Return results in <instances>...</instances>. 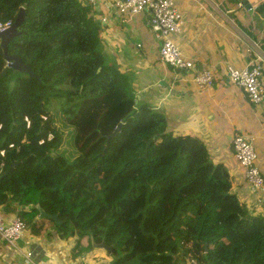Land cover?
I'll return each instance as SVG.
<instances>
[{"label": "trees", "instance_id": "trees-1", "mask_svg": "<svg viewBox=\"0 0 264 264\" xmlns=\"http://www.w3.org/2000/svg\"><path fill=\"white\" fill-rule=\"evenodd\" d=\"M21 8L7 54L32 76L9 68L0 78V211L34 235L50 226L87 248L104 242L110 264H264V216L240 203L200 139L173 136L135 105L98 50L91 5L0 0V22ZM256 11L264 19V1Z\"/></svg>", "mask_w": 264, "mask_h": 264}, {"label": "crops", "instance_id": "crops-1", "mask_svg": "<svg viewBox=\"0 0 264 264\" xmlns=\"http://www.w3.org/2000/svg\"><path fill=\"white\" fill-rule=\"evenodd\" d=\"M82 1L93 8L100 28L98 50L105 64L127 77L135 105L162 115L173 136L200 139L212 164L227 172L231 192L240 203L252 214L264 216V193L245 182L231 146L236 135L251 140L264 180V100L257 106L250 104L226 75L228 66L242 68L256 57L264 67V19L256 11L264 0H174L183 23L180 32L170 34L169 39L195 69L213 72V85L205 90H198L185 72L159 62L146 13L122 18L116 14L117 0ZM219 141H225V146L215 152L213 147ZM24 238L35 259L26 262L18 250L0 240V264H38L40 257L45 264L111 262L108 254L92 248L91 242L87 248L86 238H61L50 226L36 235L26 228Z\"/></svg>", "mask_w": 264, "mask_h": 264}, {"label": "built area", "instance_id": "built-area-1", "mask_svg": "<svg viewBox=\"0 0 264 264\" xmlns=\"http://www.w3.org/2000/svg\"><path fill=\"white\" fill-rule=\"evenodd\" d=\"M87 1L92 2V0ZM115 9L116 14L122 18L146 13L147 26L158 46L159 62L188 74L198 90L212 87L213 72L210 69H195L192 62L183 58L179 48L169 39L170 34L180 32L183 23L174 0H117ZM12 24L11 21L0 22V32L9 29ZM226 75L230 84L243 91L250 104L257 106L263 102L264 67L259 57L250 59L242 68L228 66ZM25 121L27 122L26 119ZM231 146L233 156L243 171L245 182L263 194L264 180L256 165V154L251 140L248 137L236 135L231 140ZM3 153L1 151L0 155L3 156ZM25 234L26 226L18 216L0 213V240L18 250L26 262H32L36 254L27 249L30 247V242L24 238ZM38 264H45V259L40 257ZM186 264H198V262L188 258Z\"/></svg>", "mask_w": 264, "mask_h": 264}, {"label": "water", "instance_id": "water-1", "mask_svg": "<svg viewBox=\"0 0 264 264\" xmlns=\"http://www.w3.org/2000/svg\"><path fill=\"white\" fill-rule=\"evenodd\" d=\"M23 18H24V10L21 8L19 10V13L17 14L16 18L14 19V22L11 25V27L9 29H7L6 31L0 32V48L2 49V52H3V55H4V59H5V62H6V66L0 72V78L5 74V72L9 68L16 69V70H18L20 72H23V73H26L27 75L32 76V74H31V72L29 70V66L27 64H23L18 56H16V55H8L7 54V44L12 39H14L15 37L18 36L19 33L17 31V28L22 23ZM120 127H121V124L117 125V127L114 130V132L110 136H108V138L111 137V136H114L119 131ZM149 144H150V140L147 141V143H146L145 151H146V149H147ZM38 212H39V218L49 219V220L53 221L56 224L60 223L58 218H57V216L46 214L41 209H38ZM90 242H91V247L92 248H94V249H102L108 255L111 253V247L105 245L104 242H100L99 244H96L93 241L92 238H90Z\"/></svg>", "mask_w": 264, "mask_h": 264}, {"label": "rangeland", "instance_id": "rangeland-1", "mask_svg": "<svg viewBox=\"0 0 264 264\" xmlns=\"http://www.w3.org/2000/svg\"><path fill=\"white\" fill-rule=\"evenodd\" d=\"M56 101H57V100H54V101H52V102L57 103ZM221 144H222V145H221ZM224 144H225V141H219L218 146H217V147H213V149L215 150V152H219V151H218L219 148H223V147H221V146H225Z\"/></svg>", "mask_w": 264, "mask_h": 264}]
</instances>
